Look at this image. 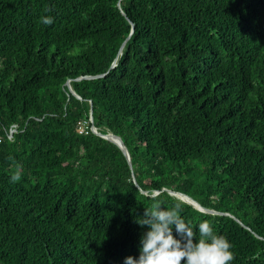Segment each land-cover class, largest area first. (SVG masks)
<instances>
[{
	"label": "trees",
	"instance_id": "trees-1",
	"mask_svg": "<svg viewBox=\"0 0 264 264\" xmlns=\"http://www.w3.org/2000/svg\"><path fill=\"white\" fill-rule=\"evenodd\" d=\"M0 137V264H123L157 201L264 264V0H0Z\"/></svg>",
	"mask_w": 264,
	"mask_h": 264
},
{
	"label": "clouds",
	"instance_id": "clouds-1",
	"mask_svg": "<svg viewBox=\"0 0 264 264\" xmlns=\"http://www.w3.org/2000/svg\"><path fill=\"white\" fill-rule=\"evenodd\" d=\"M42 23L51 25L53 18L45 16ZM10 179L13 183L21 180L19 165ZM180 208V204L172 209L161 208L157 201L145 209L143 217L137 220L142 228L147 227L140 238V254L125 257L123 264H231L234 260L231 243L217 235L207 221L198 225L197 237L179 215Z\"/></svg>",
	"mask_w": 264,
	"mask_h": 264
},
{
	"label": "water",
	"instance_id": "water-1",
	"mask_svg": "<svg viewBox=\"0 0 264 264\" xmlns=\"http://www.w3.org/2000/svg\"><path fill=\"white\" fill-rule=\"evenodd\" d=\"M122 46H123V43H122L120 49L122 48ZM85 78H90V77H85ZM65 84L68 86L69 90L71 91L70 86H69V81H66ZM71 93H72L74 96L77 97V95H76L73 91H71ZM90 114H91V111L89 112V115H90ZM90 117H91V116H90ZM91 119H92V118H91ZM93 128H94V127H93ZM93 132H94L95 134H97V135H99V136H101V137H103V138L109 140L110 142H113L114 144H116V145L122 150V152H123V154L125 155L127 161L129 162V155H128V152H127V150H126L124 144L122 143L121 139H120L118 136L113 135L112 133L100 134L99 132H97V131L95 130V128H94ZM109 136H110V137H113V138L116 139V140L110 138ZM168 192H169L170 194H172V195H175V194L178 193V192H173V191H168ZM178 194H179V195L186 196V195H184V194H182V193H178ZM186 197H188V196H186ZM188 198H190V197H188ZM190 199H191V198H190ZM191 201H193V202H194L195 204H197L198 206L196 207L195 205H193V204L190 203V202H186V203L192 205L193 207H195V208L198 209L199 211H203V212H207V213H211V214H222V213H220V212H217V211H214V210H211V209H206V208L201 207V206H200L196 201H194L193 199H191Z\"/></svg>",
	"mask_w": 264,
	"mask_h": 264
},
{
	"label": "built area",
	"instance_id": "built-area-1",
	"mask_svg": "<svg viewBox=\"0 0 264 264\" xmlns=\"http://www.w3.org/2000/svg\"><path fill=\"white\" fill-rule=\"evenodd\" d=\"M91 118L89 116L88 120L87 121H83L81 123H79L77 125V133L79 134H82V133H86L87 132V126H88V123H91ZM89 130L93 132L94 128L92 125L89 126ZM18 132V126L16 124H11L10 126L7 127L6 131H5V137L8 139V140H12L13 139V135L15 133ZM0 140H1V137H0Z\"/></svg>",
	"mask_w": 264,
	"mask_h": 264
},
{
	"label": "bare ground",
	"instance_id": "bare-ground-1",
	"mask_svg": "<svg viewBox=\"0 0 264 264\" xmlns=\"http://www.w3.org/2000/svg\"><path fill=\"white\" fill-rule=\"evenodd\" d=\"M110 137V136H109ZM110 138H112V139H114L113 137H110ZM114 140H116V139H114ZM175 197H177L178 199H180V200H182V201H184V202H187V201H189L190 203H192L193 205H195L196 207L198 206L197 204H195L193 201H191V199L190 198H188V197H186V196H183V195H180L179 196V194L177 193V194H175L174 195Z\"/></svg>",
	"mask_w": 264,
	"mask_h": 264
}]
</instances>
